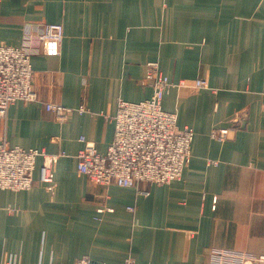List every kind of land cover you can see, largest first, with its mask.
<instances>
[{"label":"crops","instance_id":"obj_1","mask_svg":"<svg viewBox=\"0 0 264 264\" xmlns=\"http://www.w3.org/2000/svg\"><path fill=\"white\" fill-rule=\"evenodd\" d=\"M43 22L63 25L59 53L31 57L37 99L7 106L0 142L65 154L52 192L39 181L41 156L30 188L0 189V264L264 253V0H0L1 43L19 45L25 25ZM150 61L175 83L162 107L193 129L189 162L168 183H92L76 154L85 142L106 152L118 100L151 95ZM48 102L85 111L59 121ZM216 128L226 137H212Z\"/></svg>","mask_w":264,"mask_h":264},{"label":"built area","instance_id":"obj_2","mask_svg":"<svg viewBox=\"0 0 264 264\" xmlns=\"http://www.w3.org/2000/svg\"><path fill=\"white\" fill-rule=\"evenodd\" d=\"M63 36L61 23H31L25 25L19 45L0 42V116L12 102L37 99L31 57L37 53L57 55ZM143 81L151 86V95L139 101L118 100L113 115V138L106 152H98L91 142H85L78 150L77 169L90 182L101 185L114 182L122 186L168 183L179 179L189 162L193 129L178 127L176 113L162 107L164 94L175 83L161 72L155 61L147 62ZM194 86L207 87V82L198 79ZM45 108L59 121L65 120L73 111H85L83 105L70 107L55 102L46 103ZM211 136L223 139L226 131L216 128L211 131ZM80 139L84 141V138ZM64 154V151L47 153L0 142V189L30 188L34 182L36 159L41 156L39 181L52 192L56 186L53 165ZM74 264L101 263L83 256ZM123 264H133V260L128 257ZM208 264H264V253L211 249Z\"/></svg>","mask_w":264,"mask_h":264}]
</instances>
